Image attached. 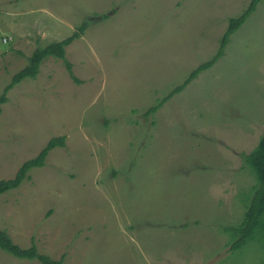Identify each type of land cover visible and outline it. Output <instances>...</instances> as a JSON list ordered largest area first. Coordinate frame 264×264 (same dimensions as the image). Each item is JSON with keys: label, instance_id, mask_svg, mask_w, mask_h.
I'll use <instances>...</instances> for the list:
<instances>
[{"label": "rangeland", "instance_id": "obj_1", "mask_svg": "<svg viewBox=\"0 0 264 264\" xmlns=\"http://www.w3.org/2000/svg\"><path fill=\"white\" fill-rule=\"evenodd\" d=\"M249 1L0 0V180L64 142L0 194V229L60 264H264V229L233 247L258 185L245 157L264 131V0L170 96ZM84 22L65 48L77 82L46 57L5 91ZM0 264L41 263L0 249Z\"/></svg>", "mask_w": 264, "mask_h": 264}, {"label": "trees", "instance_id": "obj_2", "mask_svg": "<svg viewBox=\"0 0 264 264\" xmlns=\"http://www.w3.org/2000/svg\"><path fill=\"white\" fill-rule=\"evenodd\" d=\"M261 1L262 0H250L247 6L238 16L230 17L228 19L227 27L219 39V45L215 54L209 60L203 61L198 66H196L188 74L183 83L174 88V90L170 93V96L173 93L183 90L186 85H188L193 79L198 76L200 72L209 69L219 58L223 56L225 47L229 43L231 35L240 28V26L256 9V6ZM85 28L86 22L82 23L78 27V31H74L66 38L60 41L51 42L43 48L35 49L28 57L27 64L12 76L10 83L5 87V91L9 90L11 87L27 77L34 78L38 73L41 62L46 57H54L58 60H61L64 63L70 77L77 82L78 80L72 73V64L66 59L65 48L70 45L75 39L80 38ZM168 97L169 96H167L166 98L164 97L161 102H159L156 106L149 108L148 111H155ZM6 100L7 99L5 94H3L0 97V106L2 103H5ZM63 145V137H54L50 139L45 147L42 148L36 156L24 161L20 165L14 177L0 180V194L19 186V184L25 179L28 170L34 167H41L44 164V160L48 152L56 146L62 147ZM245 160L248 165L255 171L258 185L255 187L254 194L250 203L246 205L243 221L241 222L239 228L236 229L238 238L233 243V247L245 243L254 235L255 231L258 228L264 229V131L259 137L256 147L249 154H247ZM0 249L9 254H12L19 259H37L41 264H60V261L54 260L45 254L39 253L37 247L34 244L28 247H22L14 243L11 237L6 233V231L2 229H0Z\"/></svg>", "mask_w": 264, "mask_h": 264}, {"label": "built area", "instance_id": "obj_3", "mask_svg": "<svg viewBox=\"0 0 264 264\" xmlns=\"http://www.w3.org/2000/svg\"><path fill=\"white\" fill-rule=\"evenodd\" d=\"M5 40V39H4Z\"/></svg>", "mask_w": 264, "mask_h": 264}]
</instances>
